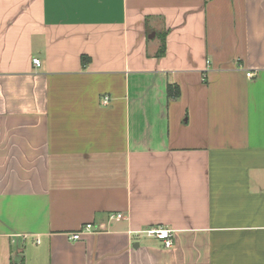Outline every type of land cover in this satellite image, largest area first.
Wrapping results in <instances>:
<instances>
[{
    "label": "crops",
    "instance_id": "crops-1",
    "mask_svg": "<svg viewBox=\"0 0 264 264\" xmlns=\"http://www.w3.org/2000/svg\"><path fill=\"white\" fill-rule=\"evenodd\" d=\"M0 264H264V0H0Z\"/></svg>",
    "mask_w": 264,
    "mask_h": 264
},
{
    "label": "built area",
    "instance_id": "built-area-1",
    "mask_svg": "<svg viewBox=\"0 0 264 264\" xmlns=\"http://www.w3.org/2000/svg\"><path fill=\"white\" fill-rule=\"evenodd\" d=\"M34 64L37 66H40L41 64V59L39 58H35L34 59ZM247 75L249 77H253L254 73L252 71H248ZM205 79V77H204ZM111 100L110 96H104L103 97V104H108ZM123 216L122 213H111L110 214V219H114V218H121ZM101 227H98L95 223L89 222V223H85L84 225H82L79 229H77L76 231L71 233V238L77 240L80 239L81 236L84 233L87 232H98L100 230ZM139 235H145V236H153L156 237L160 240H162L163 245L165 247H172L174 245V239H175V235H174V230L168 227H163V226H152L143 230H139L137 231Z\"/></svg>",
    "mask_w": 264,
    "mask_h": 264
},
{
    "label": "trees",
    "instance_id": "trees-1",
    "mask_svg": "<svg viewBox=\"0 0 264 264\" xmlns=\"http://www.w3.org/2000/svg\"><path fill=\"white\" fill-rule=\"evenodd\" d=\"M165 50H166V45H165V42H164L163 45H162V49H161L160 53L164 54ZM85 60H86V58L83 57V61H85ZM178 93H179V87L177 85L169 84V86H168L169 97L177 95Z\"/></svg>",
    "mask_w": 264,
    "mask_h": 264
},
{
    "label": "rangeland",
    "instance_id": "rangeland-1",
    "mask_svg": "<svg viewBox=\"0 0 264 264\" xmlns=\"http://www.w3.org/2000/svg\"><path fill=\"white\" fill-rule=\"evenodd\" d=\"M142 236H145V235H142Z\"/></svg>",
    "mask_w": 264,
    "mask_h": 264
}]
</instances>
